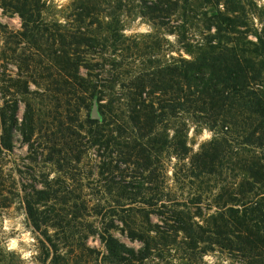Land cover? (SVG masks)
Returning a JSON list of instances; mask_svg holds the SVG:
<instances>
[{"label":"trees","instance_id":"trees-1","mask_svg":"<svg viewBox=\"0 0 264 264\" xmlns=\"http://www.w3.org/2000/svg\"><path fill=\"white\" fill-rule=\"evenodd\" d=\"M138 1L139 13L156 25L167 26L177 16V44L190 59L178 54L160 64L125 63L122 51L132 49L131 57L139 45L119 33L117 23L100 26L90 18L99 11L98 0H72L71 15L89 17L72 24L43 21L42 0H0L21 24L17 31L0 27L3 43L10 45L1 48L20 69L12 76L0 65V208L14 202L24 207L47 242L40 239L39 264L49 257L48 264L68 263L62 248L69 235L49 234L48 228L64 217L70 226L77 215L100 217L116 264L159 254L173 242L148 216L169 207L167 219L177 224V237L182 233L181 264H195V252L215 246L244 264H264V21L252 32L250 8L239 0ZM259 12L264 14V5ZM189 16L200 21L202 40L195 44L187 41ZM22 42L15 54L12 45ZM2 57L0 50V62ZM93 105L96 117L90 112L81 119V110ZM183 116L218 135L190 153L184 121L168 132L170 120ZM15 133L28 151L25 170L6 167ZM90 150L96 158L84 162ZM161 154L187 159L190 202L196 209L213 206L211 213L190 212L164 192ZM39 162L56 175L44 176ZM92 170L101 180L98 191L110 196L69 195L75 176L86 178ZM84 225L93 233L90 222ZM114 227L140 246L119 241L110 232ZM0 264L23 263L0 246Z\"/></svg>","mask_w":264,"mask_h":264},{"label":"rangeland","instance_id":"rangeland-1","mask_svg":"<svg viewBox=\"0 0 264 264\" xmlns=\"http://www.w3.org/2000/svg\"><path fill=\"white\" fill-rule=\"evenodd\" d=\"M197 1V0H196ZM246 4V8H250L248 16L249 28L252 32L254 30L257 32L260 30L262 22L264 21V14L259 12V9L264 5V0H239ZM43 5L41 9V19L45 22H58L60 24H72L73 19H81L83 22H86L89 17H75L71 15V2L72 0H42ZM99 11L97 14H92V20L96 21L97 25L104 26L105 24H114L117 23L119 33L123 36L128 37L129 40H134L139 45V50L133 55L128 56L132 49L125 53L122 51V54H127L124 56V61H134L137 66L145 65L147 63L160 64L162 62L172 61L174 58H177V55L180 54L182 57L190 59L191 54L179 47L177 44V16H172L170 18L167 26L156 25L151 22L146 17L142 16L139 13V1L138 0H98ZM180 21V19H179ZM172 24H176V27H172ZM200 21L194 19L191 16L188 18L186 23L187 41L191 44L201 41L202 38L199 36L200 30ZM3 27L5 30L17 31L21 29L20 18L16 13L3 11L0 7V27ZM100 34H105L106 31L104 28H100ZM202 30V28H201ZM174 31V32H171ZM2 35L0 33V50L3 51L4 57H2L0 65L1 68L6 72L15 76L16 72H19L20 69L17 66V62L11 60V52L7 51L5 48L9 43H3ZM249 39L254 40L255 37L253 34L248 36ZM129 41V43H130ZM4 49L1 48L4 45ZM19 46L12 47L15 49V54L19 53L21 46L24 45L22 42L18 44ZM10 46V45H9ZM3 49V50H2ZM27 51V49H24ZM118 58L117 56H115ZM91 61V59H89ZM131 66H124V68H130ZM81 71H85L84 68ZM122 78V77H120ZM30 88H34L33 84H30ZM23 111V104H19L17 115L21 116ZM91 110H81V119H85L86 115L90 114ZM184 121L186 124V144L190 153L196 152L199 150L201 144L209 141L210 139L216 137L218 134L204 126L200 123L193 122L189 117L183 116L179 120L171 119L169 122L168 129L169 134L172 133V128L177 126L180 122ZM94 151L90 150L86 153L84 157V162L88 160L95 159L96 157L92 154ZM28 151L26 145L21 141V137L18 133L14 134V149L12 152L7 153V165L6 167L17 166L22 170H25L24 165L28 164L27 155ZM160 166H161V175L160 179H163V189L164 192L169 193L171 198H175L178 202L182 203L187 207L190 212H201L203 216L211 213L214 210V207H207L202 203L199 204L200 209H196V206L191 201V190L190 183L184 178L185 165L183 162H186V158L182 161H178L176 157L169 156L168 154H161ZM37 169L46 175L47 178H51L56 175L54 169L49 164L43 165L41 162L37 164ZM19 177V175H16ZM78 179V183L75 186L74 191L69 195H77L82 198H100L110 195H106L101 190L98 191V184L101 181L95 170H92V173L86 178H81L80 176H75V179ZM76 179V181H77ZM80 183H83L81 186ZM87 184V186H85ZM97 190V191H96ZM207 202V201H204ZM183 207V208H185ZM170 208V207H169ZM163 208L168 210V212H159L156 214H149L148 219L150 225L154 226L158 224L161 230L167 232L170 235L172 244L165 246L164 251H161L159 254H152L148 258L133 262L132 264H181L183 260L181 259V250L177 249V240L181 237L182 233H178L177 237V224L172 220L167 219L170 209ZM177 209V205L175 207ZM162 211V210H161ZM24 215V225L26 228L31 230V234L34 237V240L31 244V248L24 246L21 242L20 248H24L25 251H32V255L29 257L31 264H39V251H40V239L44 240L42 235L33 228L30 220L28 219L24 207L18 202H14L7 207L0 208V246L5 250H8L4 245L5 242L17 233L14 230H5L3 227L4 218H15L19 215ZM61 217L66 215L65 211L58 212ZM194 214V213H191ZM190 215V214H189ZM59 217V216H58ZM70 214H68V218ZM198 218V217H197ZM59 224L56 226H51L48 228L49 234L57 233L58 236H62L61 233L64 232L65 235H69L68 241L65 244L62 241L59 243L63 244L62 253L68 259L66 264H116L114 259L108 252L105 240L102 237V226L101 219L98 215L84 216L77 215L75 221L72 222L70 226L66 225V218L59 219ZM90 222L92 225L93 233H89L84 223ZM62 226V228H61ZM110 232L114 235L119 241L124 243L128 247L138 248L140 242L135 239H130L124 232H121L119 228H111ZM153 234V232H152ZM53 237V236H52ZM45 242V240H44ZM47 243V242H45ZM164 248V246H163ZM9 251V250H8ZM18 258V260L23 264H28V261L21 258V252L19 250H12ZM42 256V255H41ZM195 264H244L240 258L219 247H214L213 250H207L204 253L195 252ZM50 257L44 262L48 264Z\"/></svg>","mask_w":264,"mask_h":264},{"label":"clouds","instance_id":"clouds-1","mask_svg":"<svg viewBox=\"0 0 264 264\" xmlns=\"http://www.w3.org/2000/svg\"><path fill=\"white\" fill-rule=\"evenodd\" d=\"M24 215L21 214L15 218H4L3 227L5 230H14L17 234L11 236L6 242L5 247L9 250H19L21 252V258L28 261V264H31L29 257L33 254L31 250L25 251L24 248H20L21 242L24 246L31 248V244L34 240V237L31 234V230L26 228L23 221Z\"/></svg>","mask_w":264,"mask_h":264},{"label":"water","instance_id":"water-1","mask_svg":"<svg viewBox=\"0 0 264 264\" xmlns=\"http://www.w3.org/2000/svg\"><path fill=\"white\" fill-rule=\"evenodd\" d=\"M91 116L93 118L96 117V111H95V106L94 105L92 106V109H91Z\"/></svg>","mask_w":264,"mask_h":264}]
</instances>
